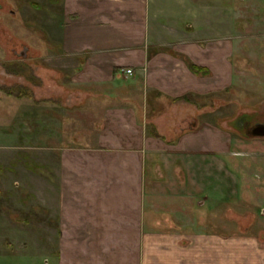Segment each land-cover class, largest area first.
<instances>
[{
    "label": "crops",
    "instance_id": "obj_1",
    "mask_svg": "<svg viewBox=\"0 0 264 264\" xmlns=\"http://www.w3.org/2000/svg\"><path fill=\"white\" fill-rule=\"evenodd\" d=\"M37 1L51 9V56L99 110L74 144L50 146L42 204L53 264H226L217 240L183 243L178 230L147 226L145 182L149 155L226 149L224 131L200 117L232 85L231 38L212 33L211 11L190 0Z\"/></svg>",
    "mask_w": 264,
    "mask_h": 264
},
{
    "label": "rangeland",
    "instance_id": "obj_2",
    "mask_svg": "<svg viewBox=\"0 0 264 264\" xmlns=\"http://www.w3.org/2000/svg\"><path fill=\"white\" fill-rule=\"evenodd\" d=\"M190 2L211 11L212 33L231 38L232 85L207 97L200 117L224 131L226 149L149 155L147 226L178 230L183 243L217 240L226 264H264V137L249 133L264 122V0ZM45 13L37 0H0V264H53L42 204L57 161L50 146L74 144L90 126L89 109L99 114L90 92L65 79V61L51 56L59 46Z\"/></svg>",
    "mask_w": 264,
    "mask_h": 264
},
{
    "label": "water",
    "instance_id": "obj_3",
    "mask_svg": "<svg viewBox=\"0 0 264 264\" xmlns=\"http://www.w3.org/2000/svg\"><path fill=\"white\" fill-rule=\"evenodd\" d=\"M250 134L253 136L264 137V123L256 124L252 127Z\"/></svg>",
    "mask_w": 264,
    "mask_h": 264
},
{
    "label": "flooded vegetation",
    "instance_id": "obj_4",
    "mask_svg": "<svg viewBox=\"0 0 264 264\" xmlns=\"http://www.w3.org/2000/svg\"><path fill=\"white\" fill-rule=\"evenodd\" d=\"M241 123H242V124H249L248 120H246V117H243ZM261 123H264V122H261ZM258 124H260V123H258ZM254 126H255V125H254ZM252 127H253V126H252ZM251 129H252V128H251ZM251 129H250V131H251ZM250 131H249V133H250Z\"/></svg>",
    "mask_w": 264,
    "mask_h": 264
},
{
    "label": "built area",
    "instance_id": "obj_5",
    "mask_svg": "<svg viewBox=\"0 0 264 264\" xmlns=\"http://www.w3.org/2000/svg\"><path fill=\"white\" fill-rule=\"evenodd\" d=\"M126 73L129 74V75H132L133 74V69H126Z\"/></svg>",
    "mask_w": 264,
    "mask_h": 264
},
{
    "label": "trees",
    "instance_id": "obj_6",
    "mask_svg": "<svg viewBox=\"0 0 264 264\" xmlns=\"http://www.w3.org/2000/svg\"><path fill=\"white\" fill-rule=\"evenodd\" d=\"M8 94L12 95V90H9ZM18 95H20V93H18Z\"/></svg>",
    "mask_w": 264,
    "mask_h": 264
}]
</instances>
